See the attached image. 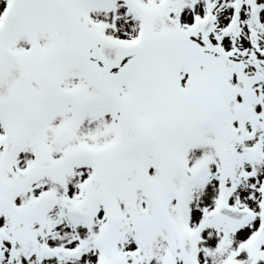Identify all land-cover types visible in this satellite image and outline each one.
<instances>
[{
    "label": "snow or ice",
    "instance_id": "6c2138e0",
    "mask_svg": "<svg viewBox=\"0 0 264 264\" xmlns=\"http://www.w3.org/2000/svg\"><path fill=\"white\" fill-rule=\"evenodd\" d=\"M0 264H264V0H0Z\"/></svg>",
    "mask_w": 264,
    "mask_h": 264
}]
</instances>
